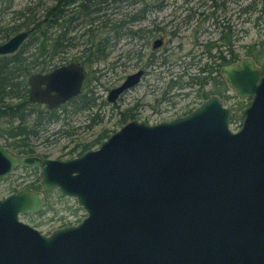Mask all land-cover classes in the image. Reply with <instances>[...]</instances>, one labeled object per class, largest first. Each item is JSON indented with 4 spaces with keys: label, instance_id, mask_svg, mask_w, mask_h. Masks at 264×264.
Returning a JSON list of instances; mask_svg holds the SVG:
<instances>
[{
    "label": "water",
    "instance_id": "95a60500",
    "mask_svg": "<svg viewBox=\"0 0 264 264\" xmlns=\"http://www.w3.org/2000/svg\"><path fill=\"white\" fill-rule=\"evenodd\" d=\"M33 29L1 41L0 57L16 53ZM221 74L238 98L251 97L237 129L232 108L211 94L170 120L130 119L70 158L0 143V179L20 165L41 167L43 189L57 187L87 212L45 233L20 219L44 208L42 191L0 198V264H264V67L245 55ZM85 75L79 62L34 74L30 98L59 105L81 92ZM142 75L129 74L108 100Z\"/></svg>",
    "mask_w": 264,
    "mask_h": 264
},
{
    "label": "trees",
    "instance_id": "16d2710c",
    "mask_svg": "<svg viewBox=\"0 0 264 264\" xmlns=\"http://www.w3.org/2000/svg\"><path fill=\"white\" fill-rule=\"evenodd\" d=\"M5 1L0 0L2 8L0 10L3 13L6 7L5 14H8L7 7L12 5L13 0L4 6L3 2ZM188 1L190 0H184V2ZM207 1L209 4L206 7L211 8L210 10L205 12L203 9L196 12L188 7L190 12L185 14L183 21L188 24L192 23V18L196 16V13L199 16L198 23L211 17L219 35L216 39H207L204 43L199 42L197 33L201 30L197 28L200 24H197L195 27L197 29L192 33L194 44L202 45V54H205L207 60L197 63L196 67L199 70L194 74L189 71L193 63L190 62L184 72L177 74L178 79L174 81L171 77V86L183 87L181 80L184 76H188V84H199L196 93L201 99L207 98L210 93H218L223 100H227L229 99L226 91L228 87L220 69L222 65L235 61L241 56L240 50L233 46L236 33L231 23V17L226 15L227 4L238 3L240 5L238 15L247 13V18L251 17V13L256 12L254 23L257 24L258 20L262 16L264 17V0H249L244 5H241L243 0H202V5L208 3ZM166 2L167 0H28L24 6L10 10V17H5L4 14L0 20V41L9 38L19 30L34 27L28 46L26 45L23 50L7 58H0V122L4 125L2 132L6 138V144L17 149L18 152H33L35 149L32 141L40 134V122H37L36 118L32 123L30 122L33 105L27 104L29 89L23 83L28 74L26 70H21L24 69L23 60L22 62L20 60L22 57H40L41 66L48 68L55 65L59 59L69 58L66 53L71 48L83 45L80 53L73 57H77L87 64L88 81L91 84L90 81L99 79L98 75L92 79L95 77V74L92 73L99 70L94 67L107 60L112 46L122 37L131 39L137 37L140 30H136L135 24L138 19L143 18L146 14H153L157 9H161ZM218 10L221 11L217 13ZM173 21L174 19H170L171 24ZM177 28L174 25L172 30L165 31L162 26L155 23V29L152 28L154 30L150 29L146 33H142L146 38L158 33L164 34V37L168 39L176 35ZM165 33L168 34V37ZM156 51H153L154 56H157ZM243 52L252 55L258 63L264 65V44L247 45V47H243ZM129 53H132L131 56L136 55V48H130ZM159 56L165 57L164 52ZM190 57L193 59L195 55L192 54ZM110 67L114 68V65H109ZM209 82L212 83L213 88L203 89ZM85 98L86 96L81 95L72 100L71 104H74L76 112L94 106V100L87 104L84 103ZM87 98L89 99L90 96ZM240 104V101L236 102V110L242 107ZM238 119H242V116L237 110L232 116V120ZM125 120L123 119L124 122ZM107 133L108 129H104L97 139L77 144L72 151L80 147L78 154L84 152L94 143L102 142L107 138ZM13 137L15 139L11 140Z\"/></svg>",
    "mask_w": 264,
    "mask_h": 264
},
{
    "label": "rangeland",
    "instance_id": "374dc122",
    "mask_svg": "<svg viewBox=\"0 0 264 264\" xmlns=\"http://www.w3.org/2000/svg\"><path fill=\"white\" fill-rule=\"evenodd\" d=\"M10 1L11 0H6L3 2L4 6L9 4ZM27 1L28 0H13L12 5L7 7L9 9L8 14H5L6 7L4 8L3 13L2 10H0V20L4 14L5 17H10L12 9H18L19 7L24 6ZM207 2L208 3L205 5H202V0H190L188 2H184V0H167L166 4L161 9H157L156 12L151 14L152 18L158 25H163L165 31L172 30L174 25L176 28L178 27L175 36L168 39L166 38L167 40L164 45L159 49H155L157 50V56L164 52L168 62L165 64H157L155 66L153 64L147 66L146 74L143 78V84L141 83L127 89L121 95L122 98H118L115 102H105L106 105L103 106L102 101L107 99L110 89L123 82L129 74L139 69L136 57L137 54L131 56L132 53H129L130 48H139V39L136 37L132 39L129 37H122L118 40V42L112 46L110 50L111 53L107 60L103 61V63L98 66H95L94 68L99 70L92 73L93 75L95 74V77L92 79H95L97 75L99 76V79L92 80V82L90 81L92 91H88V96L95 97L96 94L98 101L93 99L95 104L92 108L82 109L80 111L77 110V112L73 110L74 107L70 105L69 109H73L69 110V113L63 111L61 119L49 127L50 131L55 133L54 136L58 137L57 140L54 141L53 136H51V140L41 142V137H37L34 139L36 152L54 158H69L77 156L80 147L77 150L72 151L77 144L93 141L104 129H108V136L118 130L122 125V122H120V109L134 106L137 101L141 103H153V99L158 98L159 93L165 88L166 82L171 80V77H173L174 81L178 79L177 74L184 72L188 62H193L189 71L193 74L198 73L199 69L196 67L197 63H203L207 59L205 54H202V45L198 46L194 44L192 33L197 28L201 30L197 33V37L199 42L201 41L204 43L207 39H216L218 37L219 34L216 25L211 17L208 20H201V22L198 23L199 16H197V13L196 16L192 18V23L189 25L180 22L185 19V14L190 12L189 8L196 12L200 10L202 11L203 9L205 12L210 10L211 8L206 7L207 4H209V1ZM248 2L249 0H243L241 5ZM239 6L240 5L235 2L227 4L226 15L230 16L232 19L231 23L236 33L234 35L235 40L233 46L237 50H240L241 58L248 55L244 54L243 47H247V45L251 44H264V17L262 16L256 24L254 23L256 12L251 13L250 18H247V13L238 15ZM0 9H2L1 5ZM220 11L221 10H218L217 13ZM170 19H174L172 24H169L168 22ZM177 23L179 24L177 25ZM145 24L150 25V21L147 19L144 20L142 25ZM197 24L200 25L195 28ZM138 25L135 24V28L138 27ZM165 35L168 37L167 33H165ZM82 46L83 45L75 46L66 54L71 58L80 53ZM150 51V48H146L145 56L149 55ZM185 53L188 54L184 55ZM192 54L195 55L193 59L190 57ZM118 58L119 60H117ZM161 59L160 56L157 57L159 62ZM109 65H114V68H109ZM181 81L183 87L173 86L171 91L176 93L173 94L175 95L174 98L176 100L180 99L177 107H173L170 111L163 113H151L149 107H147L145 113L148 115L147 121L149 123L173 118L175 115L179 114V111L185 102H189L194 107L199 104L200 99L195 95L196 93H194L196 92L197 85L188 84V76H184ZM205 87L208 88L209 83L205 85ZM153 89L155 90L153 91ZM185 92H188L189 96L183 99ZM223 102L225 105L231 107L233 106L234 99L223 100ZM142 116H145V114H142ZM31 118L30 122L32 123L33 117ZM240 121L241 119L236 121L231 119L230 127L232 129H237ZM42 139H44V137ZM0 142L6 143V139L2 136ZM99 145L100 142L98 145H94L93 148H96ZM39 173V170L34 169H19L14 171L9 179L0 180V197H4L11 193L13 188L21 189L24 188L26 184L33 182L36 183ZM44 193L47 202L42 213L21 217L22 220L37 227L42 232L50 233L58 227L78 223L87 215L86 210L78 203L75 197L62 195L58 188L47 190Z\"/></svg>",
    "mask_w": 264,
    "mask_h": 264
},
{
    "label": "flooded vegetation",
    "instance_id": "af4514ba",
    "mask_svg": "<svg viewBox=\"0 0 264 264\" xmlns=\"http://www.w3.org/2000/svg\"><path fill=\"white\" fill-rule=\"evenodd\" d=\"M149 20L150 21V25H147V24H145V25H142V22L144 21V20ZM168 22H169V24L171 23L170 22V20H168ZM155 20L152 18V16L151 15H148V14H146V16H144L143 18H141V19H138V21L136 22V24L138 25V27H136V30H140V31H138V35H137V39H139V41H138V49H136V57H137V61H138V65H139V69H143V75L141 76V78H140V81L138 82V84H143V78H144V76H145V74H146V67L147 66H149V65H157V64H165V63H167L168 62V60H167V58L166 57H161L162 59H161V61L159 62V60H157V57L158 56H154L153 55V51L155 50V49H159V48H161L163 45H164V43H165V41L167 40L165 37H164V34H154V35H152V36H150L149 35V37L148 38H146V37H144L143 35H145L144 33H142V32H145L146 33V31L147 30H150V29H152V28H154L155 29ZM180 23H184V24H186V25H189L188 23H185L184 21H181ZM159 26H162L163 27V25H159ZM34 28V27H33ZM164 28V27H163ZM146 29V30H145ZM154 29H152V30H154ZM34 30V29H33ZM20 31V30H19ZM31 33H32V31H31ZM31 33H30V35H29V38H28V41L26 42V43H24L23 44V46L16 52V53H18L19 51H21V50H23L24 49V47L28 44V43H30V39H31ZM147 36V35H146ZM11 37V36H10ZM9 37V38H10ZM8 39V38H7ZM7 39H5V40H7ZM156 39H162V42L158 45V46H155V41H156ZM1 41H4V39L3 40H1ZM0 41V42H1ZM28 46V45H27ZM146 48H150V53H149V55H147V56H145V49ZM15 54V53H14ZM11 55H13V54H11ZM10 55H7V56H1L0 58H7V57H9ZM150 56H151V58H150ZM248 56H251L252 58H253V60H254V62L257 64V65H259V66H261V67H264V65H262V64H260V63H258L257 61H256V58L255 57H253L252 55H249L248 54ZM24 57H22L20 60H21V62H22V60H23V68L24 69H21V70H26V73L28 74L27 76H26V80H25V82L23 83V85L25 86V87H27V89H29L28 90V105H33V114H32V117H33V120L32 121H34V119L36 118V120H37V122H40V127H41V132H39L40 134H39V136L41 137V142H47V141H49V140H51L50 138H52L51 136H53V139H54V141H56L57 140V138L58 137H55L54 136V134L55 133H53V132H51L50 131V129H49V127H51L54 123H56V122H58L60 119H61V114L63 113V111H65V112H68L69 110H72L73 108H71V109H69V107H70V105H72L71 104V102H72V100L73 99H75V98H77V97H79V96H81V95H83V96H86V98H85V102L84 103H89L90 101H93V99H95L96 101H98L97 100V98L98 97H96L97 95L95 94V97H90L89 99L87 98V96L89 95L88 94V91L90 90V91H92V87H91V84H89V81H88V74H89V70H88V66H87V64L85 63V62H83V61H81V59H79V58H77V57H67V59H65V60H58V62L55 64V65H53V66H50V67H48V68H45V66H41V58L40 57H34V58H30V57H26V58H24ZM242 58V57H241ZM241 58H239V59H241ZM239 59H237V60H235V61H232V62H230V63H233V62H236V61H238ZM147 60V61H146ZM152 62H151V61ZM71 62H79L80 64H82L84 67H85V70H86V75H85V78H84V81H83V85H82V90H81V92L77 95V96H74V97H72V98H70L69 100H67V101H65V102H62V103H60L59 105H56V106H54V107H50L46 102H41V101H32L31 100V98H30V91H31V86H32V84H31V77L34 75V74H37V73H48V72H50V71H52V70H54V69H56L57 67H59L60 65H63V64H68V63H71ZM150 62V63H149ZM226 64H228V63H226ZM171 65H172V63H171ZM188 65H190V63H188L186 66H188ZM225 65V64H224ZM223 66V65H222ZM153 67V66H152ZM190 67V66H189ZM220 73H221V69H220ZM222 75V74H221ZM223 77V76H222ZM224 78V77H223ZM138 84H136V85H138ZM171 84H172V82H171V80H168L167 82H166V86H165V88L163 89V91H161V93H159V95H158V98H154L153 99V101L155 102H153V103H151V102H146V103H141V102H136V104L134 105V106H130V107H127L126 109H120V122H122V125L125 123V122H127L128 120H130V119H133V118H137V119H139V120H142L143 119V121H146V122H148L147 120H148V115H146V113H145V110H146V108L147 107H149V109H150V112L151 113H163V112H167V111H170V109H172L173 107L174 108H176L177 107V105H178V102L180 101V99H175L174 97H175V95H173V94H176V93H173V92H171L172 91V89H173V86H171ZM208 84V83H207ZM206 84V85H207ZM227 84V83H226ZM135 85V86H136ZM42 86L45 88L46 87V84H42ZM227 87H228V89L226 90L227 91V93H228V95H229V99H234V103H233V106H231V108H232V110H234L233 111V115H234V113H235V111H237V110H239V109H235V106H236V101H240L241 102V104L240 105H242V107H241V109L244 107V106H246V105H248L249 104V102H250V100H251V97H247V98H244V99H240V98H238V96L236 95V93L235 92H233L230 88H229V86H228V84H227ZM199 88V84H197V88H196V90ZM213 88V85H212V83L211 82H209V87L208 88H206L205 86H204V88L203 89H212ZM155 89H153V91H154ZM126 91V90H125ZM152 91V92H153ZM231 92V93H230ZM194 93H196V92H194ZM52 94H55V92H52ZM85 94V95H84ZM211 94H217L219 97H220V99L223 101V99H222V97L218 94V93H210L209 95H208V97L211 95ZM122 95V94H121ZM119 96V98H122V96ZM195 95H197V93L195 94ZM184 97H183V99L186 97H188L189 96V93L188 92H185L184 93V95H183ZM197 97H198V95H197ZM199 99H200V101H199V104L204 100V98H200V97H198ZM237 98V99H236ZM21 99V98H20ZM107 99H108V97H107ZM103 100L102 101V105L104 106V105H106L105 104V102H108L109 100ZM206 99V98H205ZM118 100V99H117ZM225 100V99H224ZM243 101V102H242ZM95 101H93V103H94ZM198 104V105H199ZM73 107H74V104L72 105ZM196 107V106H195ZM132 108V109H131ZM194 108V106H192L189 102H185L184 103V105H182V108L180 109V111H179V114H177V115H175L174 117H177V116H179V115H183V114H185V113H187V112H189L190 110H192ZM240 109V110H241ZM74 110V109H73ZM69 113V112H68ZM142 114H145V116H142ZM144 117V118H143ZM173 117V118H174ZM32 119V118H31ZM123 119H126L125 120V122L123 121ZM172 119V118H171ZM170 120V119H169ZM160 121H166V120H160ZM160 121H157V122H160ZM149 123V122H148ZM156 123V122H155ZM241 123H242V119H241V121L239 122V125H238V127L237 128H239L240 126H241ZM121 125V126H122ZM2 129H3V124L0 122V136L2 137H4L5 138V136L3 135V132H2ZM39 136H37V137H39ZM110 136V135H109ZM108 136V137H109ZM0 137V138H1ZM44 137V139H42ZM107 137V138H108ZM106 138V139H107ZM6 139V138H5ZM15 138L13 137V138H11V140H14ZM96 139H97V137H96ZM104 141V140H103ZM102 141V142H103ZM33 142V144H34V140L32 141ZM102 142H100V145H101V143ZM1 143V142H0ZM5 145H7L6 143H4ZM99 144V142H97V143H94V145H98ZM94 145H92V147H90L89 149H95V148H93L94 147ZM99 145V146H100ZM8 146V145H7ZM98 146V147H99ZM9 148H11L13 151H15L16 153H34V152H36V149H35V145H34V151L32 152V151H28V152H18V150L17 149H15V148H12L11 146H8ZM98 147H96V148H98ZM89 149H87V150H89ZM87 150H85L84 152H86ZM84 152H82V153H80V154H78V155H81V154H83ZM44 155V154H43ZM77 155V156H78ZM46 156V155H45ZM74 157V156H73ZM70 158V157H69ZM19 169H26V170H28V169H34V170H39V171H41V167H34V166H23V165H20V166H17L13 171H12V173H11V176L13 175V173H14V171H16V170H19ZM10 176V177H11ZM9 177V178H10ZM8 178V179H9ZM0 180H7V179H0ZM25 188H33V189H37V190H39V191H42L43 193L45 192V191H47V190H45V189H43V187H42V185H41V177H40V173H39V177H38V180H37V182L36 183H29V184H26V186L24 187V188H21V189H25ZM55 188H57V187H55ZM21 189H17V188H13V191L12 192H15V191H18V190H21ZM54 189V188H53ZM51 190V189H50ZM11 192V193H12ZM10 194V193H9ZM7 196V195H6ZM6 196H4V197H6ZM44 196H45V193H44ZM4 197H0V198H4ZM71 197V196H70ZM45 200H46V202H47V198L45 197ZM46 202H45V204H46ZM44 209H42L41 211H39V212H24V213H21L20 214V219H21V217L22 216H32V215H35V214H41L42 213V211H43ZM22 220V219H21ZM24 221V220H23ZM26 222V221H25ZM74 224V223H73ZM67 225H70V224H67Z\"/></svg>",
    "mask_w": 264,
    "mask_h": 264
}]
</instances>
